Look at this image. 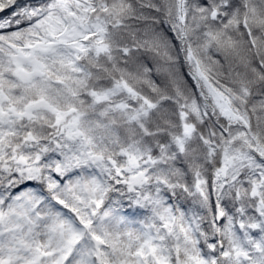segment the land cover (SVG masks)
<instances>
[{"label":"snow or ice","instance_id":"snow-or-ice-1","mask_svg":"<svg viewBox=\"0 0 264 264\" xmlns=\"http://www.w3.org/2000/svg\"><path fill=\"white\" fill-rule=\"evenodd\" d=\"M0 264H264V0H0Z\"/></svg>","mask_w":264,"mask_h":264}]
</instances>
